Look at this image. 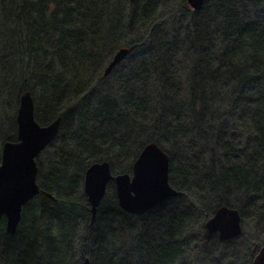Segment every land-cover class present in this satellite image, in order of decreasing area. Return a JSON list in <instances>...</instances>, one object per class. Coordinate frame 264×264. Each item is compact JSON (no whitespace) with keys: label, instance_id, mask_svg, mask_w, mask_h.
I'll list each match as a JSON object with an SVG mask.
<instances>
[{"label":"trees","instance_id":"16d2710c","mask_svg":"<svg viewBox=\"0 0 264 264\" xmlns=\"http://www.w3.org/2000/svg\"><path fill=\"white\" fill-rule=\"evenodd\" d=\"M122 46L129 54L104 69ZM61 116L36 157L40 192L15 233L0 217V264H254L264 244V0H0V163L18 139L21 95ZM178 189L143 213L114 181L96 214L85 172L133 171L148 142ZM237 208L242 232L206 222Z\"/></svg>","mask_w":264,"mask_h":264},{"label":"water","instance_id":"95a60500","mask_svg":"<svg viewBox=\"0 0 264 264\" xmlns=\"http://www.w3.org/2000/svg\"><path fill=\"white\" fill-rule=\"evenodd\" d=\"M187 1L198 10L205 0ZM130 51L129 46L116 50L104 73L111 72ZM61 119L58 116L48 124H41L35 117L32 93L26 91L21 95L17 113L18 139L4 142L0 163V217L5 216L6 229L11 234L15 233L21 220L23 206L40 192L36 157L57 136ZM169 166V154L154 141L144 145L134 161L132 173H113L108 160L93 162L84 179L92 216H95L110 181L115 182L120 206L136 214L177 194L178 189L169 181ZM206 227L209 231L218 232L221 240H227L242 232L241 214L237 208L222 205L208 218ZM253 263L264 264V244ZM85 264H91L88 257Z\"/></svg>","mask_w":264,"mask_h":264}]
</instances>
